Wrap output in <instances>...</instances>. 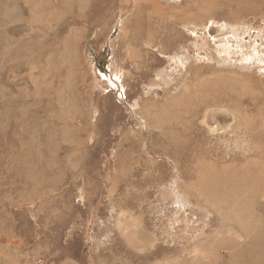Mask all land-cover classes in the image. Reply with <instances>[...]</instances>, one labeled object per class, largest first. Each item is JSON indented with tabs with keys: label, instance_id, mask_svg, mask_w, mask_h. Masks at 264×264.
Here are the masks:
<instances>
[{
	"label": "rangeland",
	"instance_id": "rangeland-1",
	"mask_svg": "<svg viewBox=\"0 0 264 264\" xmlns=\"http://www.w3.org/2000/svg\"><path fill=\"white\" fill-rule=\"evenodd\" d=\"M0 264H264V0H0Z\"/></svg>",
	"mask_w": 264,
	"mask_h": 264
},
{
	"label": "bare ground",
	"instance_id": "bare-ground-1",
	"mask_svg": "<svg viewBox=\"0 0 264 264\" xmlns=\"http://www.w3.org/2000/svg\"><path fill=\"white\" fill-rule=\"evenodd\" d=\"M223 26L224 25H220L219 24V26L218 25H212V26H210L209 27V31H210V33H212L213 31H214V33L215 32H217L218 31V29L220 30V29H222L223 28ZM218 27V28H217ZM214 28H215V30H214ZM225 28V27H224ZM213 30V31H212ZM233 37L235 38V40L236 41H238L239 40V44H240V38L238 37V39L236 38V35H233ZM261 44V43H260ZM258 45H259V43H257L256 42V44L254 45L255 47H254V49L255 50H257V48H258ZM208 111V114H207V118L209 119V122L210 123H212V122H214V124H216L217 122H223V121H227L228 119V117H230V116H228V117H226V115L224 114V113H220V112H218L217 110H207ZM228 114V113H227ZM222 117V120L220 119ZM232 122V121H231ZM209 123V124H210ZM219 123H217V124H219ZM233 123V122H232ZM213 125V124H212ZM227 125V124H226ZM215 128H213L214 129V131L216 130V128H219L220 130L223 128V127H225V126H222V127H216V126H214ZM212 129V128H211ZM224 129V128H223ZM219 131V130H218ZM216 132H217V130H216Z\"/></svg>",
	"mask_w": 264,
	"mask_h": 264
}]
</instances>
